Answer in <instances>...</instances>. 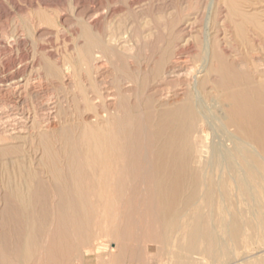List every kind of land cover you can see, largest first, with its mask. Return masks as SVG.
Segmentation results:
<instances>
[{"label": "rangeland", "instance_id": "374dc122", "mask_svg": "<svg viewBox=\"0 0 264 264\" xmlns=\"http://www.w3.org/2000/svg\"><path fill=\"white\" fill-rule=\"evenodd\" d=\"M255 16L256 18H254ZM238 34L240 35L241 39L239 38ZM100 41L104 43L102 44ZM218 42L221 44L224 42L222 45L230 53H233L231 54V56H233L231 58L239 59L240 56L241 59V57H244L249 63H251L253 60L252 66L254 64L256 65H254L253 68H259V72H257L264 76V72L262 73L261 71H264V64H262L264 63V0H0V125H3L2 127L5 128L4 130V128L0 126V195L2 196H0V199L3 200H0V232H4L6 236L9 237L7 242L11 243L12 241L10 237L13 235V233L15 231H22L24 226L22 223L24 222L21 221L22 218L16 217L19 203L13 199V194L16 192L20 197L25 196L27 198L29 191H36V201H38H32L31 204L28 202L26 203L27 205H30L29 207L35 213V220L37 219L35 221L36 226H38L37 228L41 234V244L39 243L37 249L34 250L36 253L32 254V256L36 259L31 256V258H22L21 260H16L20 259L22 255L16 251L15 253L11 252V254L7 255V253L1 249L0 264H6L7 262L18 264L15 261H21L20 264H32V261L35 262L34 264H48L50 259H52V261H50L49 264H55V261L56 264H189L190 262L194 264H264V224L262 225V223H257L259 225L243 224V230L241 232L242 237L240 236L235 243L231 244L229 241L225 243L224 246L226 251L228 249L227 253H229V255H226L218 262L209 259L206 254L203 253V249L206 247L204 245H207L206 242H199L197 245L198 249L192 252L181 250L183 244L187 243V239L180 240V238L183 236V234L180 233H183L186 230V226L190 222L189 219L191 218V214H193L195 211L208 212L210 209L206 203H203L205 202L204 196H200L204 195V188L200 190V194L197 196V206L192 207L193 209L183 208L181 210L183 216L180 211L181 218H179L177 227L174 228V231L171 234V238L169 239L170 242L169 240H161L158 234L162 233L164 229L162 228V230H160L161 227L159 228L158 224H155L154 226L151 223L152 214L147 215L148 213L150 214V212L152 213L147 205L149 202L148 200L153 198V192H151L150 189L145 190V188H147L146 186L149 188L152 181L151 179H147L146 183L143 185H140V180L137 181V179H140L139 174L146 164L145 157L147 155L148 148L145 142L152 139V135L149 130L151 129L150 131H152L153 129V125L156 121V113L162 110L164 107H176L178 104H181L184 101L186 96L184 87L187 86L186 78L188 75L192 77L193 75L197 74V76L199 75L200 77L204 74V72L198 73V69L202 65V56L205 55L206 48H208V52H210V49H213L212 45H214V48H216L219 44ZM100 43L102 44L101 48L99 46ZM209 46L212 48H209ZM104 49L106 50V53L109 52L110 54H106ZM109 49H111V51ZM92 52L99 53V55L103 57L99 63L97 61L96 53L93 54ZM166 53H168V55ZM85 55L90 57H86ZM92 55L93 57H91ZM89 58L92 59L90 60ZM180 58L182 60H180ZM261 58L262 60H260ZM88 59L90 62H88ZM167 60L170 65L168 64ZM171 63L176 65L174 66ZM91 66L92 69L94 68L93 70L91 69ZM100 67L103 69H100ZM169 68L172 69L170 70ZM179 69L181 70L179 71ZM96 73L99 74V76H96ZM174 73L179 74L176 75ZM262 75L261 77H258L262 79ZM118 76L121 77V81L118 80ZM182 81H184L183 84ZM119 83H121L120 86H118ZM101 84H103V86ZM111 86L113 88H111ZM114 86L117 87L115 88ZM121 86V89L118 88ZM208 86L211 87L210 84ZM95 87L97 91L93 89ZM105 87L111 89L108 90ZM115 89H117L116 91L119 93H117ZM122 89L123 91H121ZM120 91L125 93L121 94ZM113 92L115 93L113 94ZM120 94L122 96H120ZM119 100L120 102H117ZM166 100L170 102L169 105L166 103ZM172 101L174 102L172 103ZM100 102H103L104 105ZM119 104L121 105L119 106ZM128 104L131 106L133 105L131 109H134L133 111L135 112L130 109V105L128 106ZM122 105L125 106L122 107ZM44 107L48 113L45 111ZM50 110L52 111L50 112ZM97 110L100 112V114H98L99 112ZM107 111H110V113ZM140 112L142 113L141 117H139ZM147 112L149 113L146 114ZM152 112H155L154 115ZM101 113L103 114L102 116ZM116 113L118 114L115 115ZM35 115H38V117ZM98 115L102 118L103 116L105 117L104 119H100ZM114 115L116 117H114ZM46 116L47 118L45 120ZM91 116L92 118L90 119ZM117 116H121L120 118L122 122L119 120L120 118H117ZM150 117L151 121L149 120ZM114 118H117L116 120L118 121L113 124ZM1 119L3 120L1 121ZM19 119L21 120L19 121ZM92 119L93 123L91 122ZM127 119H129V121ZM11 120H13V123H10ZM16 120H18L20 123ZM47 120H54L55 122H53V124H56V126H52H55L56 129H58L56 130L55 127L52 126L49 127V121ZM97 120L100 122L98 123ZM126 120L129 124H127ZM39 121L42 122V124ZM139 121H142L143 124L142 122L139 123ZM108 122L111 124H108ZM149 122H152V125ZM119 123L124 124V126L127 124V126H125V139L123 140H125L128 150L129 148L130 150L127 151V148H121L120 151L121 154L123 153L122 155L117 152L119 153V156H122H120L121 160L123 159L122 161L120 160V157L116 155V153L110 156V158L112 157V160L109 161H113L112 163L115 166L113 164H109V156L106 155V158L104 157L103 161H105V165L107 164L106 166L109 167L104 174L98 172L96 173V179L98 178L97 180L100 181L97 182L95 178H92L94 176V172L91 169V165H89L91 164V159L87 160L88 157L84 155L79 157L81 158L80 160L77 157L78 155L75 154V149L77 150L78 154L81 147L78 146L75 148V146L71 145V143L68 141V137L72 136L74 139L80 140L82 137H84L86 131L89 132L94 127H96L98 130L102 129L107 132L110 127L109 125H111L110 128H114L116 124L118 125ZM34 124H36V127ZM107 124L109 127L105 126ZM146 124L149 125V127H146ZM10 126L12 127L10 128ZM22 126L25 129L28 127L27 131L24 130ZM130 126L133 127V130H136L133 131ZM136 127L141 128H138L140 131L138 130V132H135L137 131ZM19 128L21 130L23 129V131L17 132ZM10 129L13 130V132L10 131ZM49 130H51V133ZM142 130H145V133L139 134L140 132H144ZM132 131L137 134V137ZM128 132L131 133V135L133 133L134 137H131L130 134L129 137L127 134ZM146 133H148L149 136L146 135ZM130 139L133 141L131 142L133 144L130 143ZM133 139H135V141ZM137 139L142 140L139 142ZM207 141H210V136ZM137 145H140V147L138 146L137 148ZM136 149L138 150L136 151ZM145 152L146 154H144ZM133 154L134 156H132ZM114 155L115 157L113 158ZM131 159L134 162H132ZM84 160L88 162L86 163ZM128 163H131L132 167L129 165L128 167L126 165ZM60 164L63 165L61 166ZM193 164L195 163L193 162ZM63 166H65V168ZM111 167L113 170H111ZM55 168H58L60 172L62 171L59 176H57V174L55 175ZM117 168L120 169L118 170ZM131 169L133 170V173H136V169H139L137 171V173L139 172V176L136 175L137 173L135 174L138 177L136 180V177H132L130 180L131 176H129L130 174L128 175V173L132 171ZM83 170L86 171L84 172ZM86 172L87 174L89 173V175L85 176ZM111 172L113 173L112 179H110L112 174ZM65 173L68 174L66 175ZM133 173L131 172V175L135 176ZM123 174L126 178L123 176ZM121 175L123 176L122 181H120ZM60 177H62V179ZM84 177L86 179H83ZM115 177L117 179H114ZM124 179L126 182H124ZM85 181H89V184ZM130 181L131 183L129 184ZM39 182L40 185L38 186ZM50 182L51 184H55L51 185ZM95 182L97 183L98 187ZM120 182H123L124 185ZM110 183L112 186H110ZM126 183H128L127 186H125ZM117 184L119 186L122 184L123 186L121 185L119 187ZM95 186L99 188V193H97L98 189ZM137 186L139 188H136ZM233 188L234 185L231 183L229 186V193L227 194L226 198L230 200L232 198L231 196H233V198L235 197L234 199L237 203L232 198L234 202L232 200H228L227 202H232L233 204L227 203L229 207L223 208V206H220L222 204V196L217 193L216 198L218 204L215 208L216 213L220 209L218 213H220V215H226L225 217L229 218L230 215L228 214L236 212L235 210H239L242 212V214L246 211V218L249 216L253 217V212L250 208H248L249 206L247 203H245L250 197L247 194H243ZM94 189L95 191H93ZM118 189H120V192ZM122 189L127 190L123 192ZM113 190L115 192L117 191L116 194L113 192ZM53 193L56 194V196ZM148 193H151L152 195H149ZM260 194L261 193H258L257 197L261 202H263L264 195L261 194L260 196ZM114 195L115 197L118 195L119 198H114ZM244 195L246 196L244 197ZM97 196H99L100 199H98ZM120 196L122 198H120ZM131 196L134 197V200H132ZM140 196L143 197L144 203L141 202L142 198H140ZM66 197L67 199H65ZM85 197L87 199H85ZM148 197L150 198L148 199ZM135 198H137L138 202L135 200ZM88 200L89 202H87ZM45 201L46 205L44 204ZM131 201H134L133 204ZM124 203L126 204L124 205ZM239 206L243 207L241 208ZM146 207L150 211L148 209L145 210ZM77 209L78 211L81 210L80 212L82 213L80 214ZM259 209L260 211H258L257 214L264 215V208L263 210L262 208ZM37 211L40 214H38ZM91 211L93 213H91ZM142 211L144 212L145 216L142 215ZM74 212L76 215H74ZM117 212L118 216L116 215ZM128 213H130V215ZM2 215L4 218L1 217ZM124 216H126L127 220ZM146 216H150L148 218L153 227L150 225V223H148L149 225L146 223L149 222ZM243 216L245 215L243 214ZM145 218L146 220H144ZM67 219H69V221ZM84 219L87 221V223ZM89 219L91 222L88 221ZM107 219L110 223L107 221ZM182 219H186L185 223L182 221ZM139 220H142L143 222L140 221V223H138ZM73 222H76L74 223L76 230L72 228ZM81 222H84L83 225ZM114 223H117L115 227L113 226ZM137 223L141 227L138 226ZM141 223L144 224L142 225ZM179 224L182 225L180 226ZM210 224L216 223L210 222ZM42 225L44 226V229L41 227ZM87 226L91 229H88ZM219 226L220 224H216V227L218 228H216V231L218 233H222L223 227L220 226V228ZM255 226L258 228L257 230ZM56 227L58 229H56ZM138 227L141 229H138ZM148 227L150 229L154 228V236L152 235L153 232L151 233L153 230H150ZM5 228L7 229L4 230ZM60 229L63 230L61 231ZM84 229L86 231H84ZM124 229L126 233L122 231ZM142 229L145 231H142ZM146 229L148 230L146 231ZM248 229H251L252 232ZM108 230L109 232L107 233ZM110 230L111 232L115 231L116 236H112L113 234H111ZM63 231L64 233L67 232V234H63ZM177 231L179 234L174 235L175 232L178 233ZM246 231H249L250 233H247ZM60 232L62 234L61 236L59 235ZM73 232H77V234ZM81 232L83 235H81ZM45 234L46 237L44 236ZM128 234L132 236H127ZM247 234L249 235L247 236ZM53 235L54 237L52 239L54 243L52 244L51 237ZM155 235H157L156 238L158 241L155 240ZM48 237L49 240L46 242ZM260 237L262 239H260ZM55 238H57V241L59 239V244ZM119 238L120 240H118ZM76 239L78 243H76ZM82 240H84L86 243L81 244L83 242ZM159 240L161 241L159 242ZM60 241L64 243H61ZM73 241H75V243H73ZM79 241L81 243H79ZM87 242L89 243L88 245ZM45 243L47 244V249L43 251V244ZM69 244H73V246ZM236 244L238 245L237 250L235 248ZM57 247L60 249L57 250ZM63 248L65 249V252L62 251ZM233 248H235V250ZM1 251H3V253ZM67 251L70 253H67L69 257L66 255ZM177 252H180L179 256L176 255ZM8 253H10V251H8ZM39 253L40 255H38ZM53 253L57 254L54 255ZM62 253L67 256V259L66 256L64 258ZM44 256L48 259L44 260ZM49 256L51 257L49 258ZM115 258H117L116 261Z\"/></svg>", "mask_w": 264, "mask_h": 264}, {"label": "bare ground", "instance_id": "6f19581e", "mask_svg": "<svg viewBox=\"0 0 264 264\" xmlns=\"http://www.w3.org/2000/svg\"><path fill=\"white\" fill-rule=\"evenodd\" d=\"M132 5V4H131ZM231 8V7H230ZM240 11V10H239ZM238 11V12H239ZM242 11V10H241ZM244 11V10H243ZM80 13V12H79ZM104 13V12H103ZM226 14V13H225ZM251 15V14H250ZM98 16V15H97ZM226 16V15H225ZM242 16V15H241ZM241 18V17H240ZM256 18V16L254 17ZM110 19V18H109ZM257 20V19H256ZM260 20V19H258ZM250 21V20H249ZM243 22V21H242ZM253 22V20H252ZM263 22V21H262ZM256 23V22H255ZM244 24V23H243ZM186 26V25H185ZM239 27V26H238ZM181 29V28H180ZM257 29V28H256ZM238 30V29H237ZM244 30V28H243ZM240 33V32H239ZM237 34V33H236ZM239 35V34H238ZM244 36V35H243ZM254 37V36H253ZM256 37V36H255ZM118 38V37H117ZM220 38V37H219ZM239 38L241 39L240 35ZM121 39V38H120ZM123 40V39H121ZM221 40V39H219ZM224 40V39H223ZM246 40V39H245ZM110 41V40H109ZM108 41V42H109ZM101 42V41H100ZM237 42V41H236ZM246 42V41H245ZM102 44L104 42H101ZM100 43V48H101V44ZM120 43V42H119ZM219 43V42H218ZM224 43V42H223ZM222 43V44H223ZM258 43V42H257ZM2 44V42H1ZM108 44V43H107ZM123 44V43H121ZM221 43L218 44V46L216 48L210 49V52H208V48H206V53L205 55H201L203 57L202 61V65L200 66V68L198 69V73H203V75H201L199 77V75L197 76V74L193 75L192 77L188 75L187 79V86L184 87V90L186 92V96L184 101L181 104H178V106L176 107H168V108H163L162 110L158 111L156 113V121L153 125V129L152 131L149 130V132L152 135V139L150 141H146V145H147V155L145 157L146 160V164L143 167V169L141 170L140 167L139 169L141 170L140 172V176L138 175L137 171L139 169H136V173H133V170L131 171L133 173V175H138L140 179H137L138 177L132 176L131 172L128 173L130 177V180L132 177H136L135 180L137 179L140 180V185H143L146 183L147 179H151V183L150 186L148 188V186H146L147 188H145V190L150 189L151 192H153V198L148 197V199L150 198V200H148V207L149 209L152 211V213L150 212V214L148 213L147 215H151L152 216V221L151 223L155 226V224L159 225L160 230H162V228L164 229L162 233L158 234V236L161 238V240L163 241H167L171 238V234L174 231V228L177 227V223L179 218H181V213H182V209L183 208H192L198 205L197 201V196L200 194V190L202 188H204L203 194L204 195H200V196H204V204L206 203L208 207H210L208 212H201V211H195L193 214H191V218L189 219L190 222L188 223V225L186 226V230L183 233V236L180 238L181 239H187V243L183 244V246L181 247L182 251H194L198 249V243L199 242H206L207 245H204L206 247H204L203 249V253L206 254V256L215 261L218 262L220 260H222L223 257H225L226 255H229V253H227L226 249H225V243L226 242H231L235 243L237 241V239L241 236V232L243 230L242 226L243 224L246 225H252V224H264V215H259L257 214L258 211H260L259 208H264V201L261 202L258 197L257 194L261 193L264 195V76L262 75V79H260L258 76L261 77L260 73H258V69L256 67L253 68L252 66V62L249 63L247 62V60H245L244 57L239 56V59L236 58H231L233 56H231V54ZM237 44V43H236ZM242 44V43H239ZM245 44V43H244ZM227 45V44H226ZM98 46V47H99ZM123 46V45H122ZM211 46V44H210ZM209 48H212L210 47ZM244 46V45H243ZM104 48V46H103ZM106 49V48H105ZM104 49V50H105ZM247 49V48H246ZM111 51V49H109ZM92 51V50H91ZM102 51V50H101ZM243 51V49H242ZM246 51V50H245ZM248 51V49H247ZM246 51V52H247ZM106 53V50L104 51ZM167 52V51H165ZM169 52V50H168ZM205 52V51H204ZM90 53V52H89ZM93 53V52H92ZM96 53V52H94ZM93 53V54H94ZM108 54H110L109 52H107ZM106 53V54H107ZM242 53V52H241ZM248 53V52H247ZM98 54V56H97ZM102 54V53H101ZM168 55V53H166ZM245 54V53H244ZM198 55V54H197ZM196 55V56H197ZM79 56V55H78ZM86 56V55H85ZM103 56V54H102ZM105 56V55H104ZM250 56V55H249ZM252 56V54H251ZM250 56V57H251ZM86 57H90V56H86ZM93 57V55L91 56ZM96 57H97V61L99 63V61L102 60L103 57H101V55H99V53H96ZM95 57V58H96ZM167 57V56H165ZM198 57V56H197ZM248 57V55H247ZM106 58V57H105ZM104 58V59H105ZM54 59V58H53ZM90 59V58H89ZM88 59V60H89ZM92 59V58H91ZM90 59V60H91ZM198 59V58H197ZM252 59V58H251ZM259 59V58H258ZM90 60L88 62H90ZM166 60V59H165ZM164 60V61H165ZM180 60H182L180 58ZM250 60V58H249ZM262 60V58L260 59ZM86 61V59H85ZM96 61V62H97ZM107 61V60H106ZM109 61V60H108ZM171 61V60H170ZM185 61V59H184ZM259 61V60H258ZM161 62V61H160ZM168 62V60H167ZM174 62V61H173ZM186 62V61H185ZM260 62V61H259ZM94 63V62H93ZM97 63V64H98ZM164 63V62H162ZM183 63V62H182ZM255 63V62H254ZM262 63V62H261ZM165 64V63H164ZM169 64V62H168ZM172 64V63H171ZM258 64V63H257ZM264 64V63H262ZM260 64V65H262ZM170 65V64H169ZM174 65V63L172 64ZM176 65V64H175ZM174 65V66H175ZM49 66V65H48ZM53 66V65H52ZM95 66V64H94ZM156 66V65H155ZM167 66V65H166ZM256 66V65H255ZM96 67V66H95ZM119 67V66H117ZM159 67V66H158ZM157 67V68H158ZM184 67V66H183ZM154 68V67H153ZM164 68V67H163ZM175 68V67H174ZM181 68V67H179ZM52 69V68H51ZM92 69V66H91ZM94 69V68H93ZM92 69V70H93ZM100 69H103L100 67ZM170 70L172 68H169ZM184 69V68H183ZM264 69V68H263ZM99 70V69H98ZM181 69H179L180 71ZM193 70V69H191ZM261 70V69H260ZM155 71V70H154ZM165 71V70H164ZM168 71V70H167ZM258 71V72H257ZM262 73L264 72L263 70H261ZM16 72V71H15ZM94 72V71H93ZM102 72V71H100ZM124 72V71H123ZM152 72V71H151ZM99 73V72H98ZM155 73V72H154ZM153 73V74H154ZM181 73V72H179ZM177 73V74H179ZM97 74V73H96ZM102 74V73H101ZM159 74V73H158ZM176 74V73H174ZM173 74V75H174ZM176 74V75H177ZM264 74V73H263ZM106 75V74H105ZM116 75V74H115ZM167 75V74H166ZM169 75V74H168ZM96 76H99V74H97ZM120 76V75H119ZM118 76V77H119ZM124 76V75H121ZM183 76V75H182ZM117 77V76H116ZM68 78V77H67ZM121 77H119V81ZM162 78V77H161ZM179 78V77H177ZM117 80V81H118ZM106 81V80H104ZM96 82V81H95ZM102 82V81H101ZM116 82V80H115ZM123 82V81H122ZM184 81H182L183 84ZM105 84V83H104ZM118 84V83H117ZM121 83H119L118 86H120ZM211 85V87H209L208 85ZM43 85V84H42ZM103 86V84H101ZM114 85V84H113ZM116 85V84H115ZM186 85V84H185ZM115 87V86H114ZM117 87V86H116ZM115 87V88H116ZM50 88V87H49ZM106 88V87H105ZM110 88V87H109ZM111 88H113L111 86ZM110 88V89H111ZM118 88H122L118 87ZM96 90V87L93 88ZM99 89V88H98ZM104 89V88H103ZM102 89V90H103ZM108 89V88H106ZM108 89V90H110ZM100 90V89H99ZM105 90V89H104ZM107 90V91H108ZM117 89H115L116 91ZM97 91V90H96ZM123 91V89L121 90ZM120 91L121 94H124ZM182 91V90H181ZM117 92V91H116ZM179 92V91H178ZM4 93V92H3ZM97 93V92H96ZM100 93V92H99ZM108 93V92H107ZM115 92H113L114 94ZM119 93V92H117ZM183 93V92H181ZM112 94V93H111ZM120 94V96H122ZM180 94V93H178ZM106 95V94H105ZM103 95V96H105ZM108 95V94H107ZM116 95V94H115ZM97 96V95H96ZM94 96V97H96ZM99 96V94H98ZM125 96V95H124ZM123 96V97H124ZM167 96V95H166ZM20 97V96H19ZM53 97V96H52ZM55 97V96H54ZM93 97V96H92ZM119 97V96H118ZM171 97V96H170ZM99 98V97H98ZM111 98V97H110ZM168 98V97H167ZM57 99V98H54ZM59 99V98H58ZM90 99V98H89ZM121 99V97H120ZM174 99V98H173ZM181 99V98H180ZM53 100V99H52ZM100 100V99H98ZM104 100V99H103ZM110 100V99H109ZM50 101V99H49ZM48 101V102H49ZM59 101V100H58ZM101 101V100H100ZM111 101V100H110ZM127 101V100H126ZM180 101V100H179ZM52 102V101H51ZM108 102V101H107ZM117 102H120L117 101ZM123 102V100H122ZM125 102V101H124ZM163 102V101H162ZM174 101H172L173 103ZM46 103V102H45ZM101 103V102H100ZM110 103V102H109ZM165 103V102H164ZM166 103H168L169 105V101L166 100ZM47 104V103H46ZM51 104V103H50ZM103 104V102L101 103ZM112 104V103H111ZM123 104V103H122ZM134 104V103H133ZM54 105V104H52ZM104 105V104H103ZM102 105V106H103ZM106 105V104H105ZM110 105V104H109ZM107 105V106H109ZM121 104H119L120 106ZM130 104H128L129 106ZM139 105V104H138ZM161 105V103H160ZM49 106V105H48ZM56 106V105H55ZM125 106V105H124ZM122 105V107H124ZM133 106V105H132ZM130 105V109L132 107ZM140 106V105H139ZM165 106V104H164ZM95 107V106H94ZM118 107V106H117ZM4 108V107H3ZM45 108V107H44ZM50 108V107H49ZM55 108V107H54ZM60 108V107H59ZM102 108V107H100ZM116 108V107H115ZM56 109V108H55ZM54 109V110H55ZM123 109V108H122ZM61 110V109H59ZM100 110V109H98ZM97 110V111H98ZM109 110V107H108ZM125 110V109H124ZM123 110V111H124ZM132 111L134 109H131ZM46 111V108H45ZM44 111V112H45ZM52 110H50L51 112ZM62 111V110H61ZM60 111V112H61ZM111 111V108H110ZM110 111L108 113H110ZM118 111V110H117ZM129 111V110H128ZM47 112V111H46ZM49 112V113H50ZM56 112V111H55ZM99 112V111H98ZM122 112V111H121ZM120 112V113H121ZM125 112V111H124ZM127 112V111H126ZM131 112V111H130ZM135 112V111H133ZM146 112V111H145ZM6 113V112H5ZM48 113V112H47ZM58 113V112H57ZM96 113V112H95ZM107 113V114H108ZM119 113V114H120ZM149 112H147L146 114H148ZM153 113V112H152ZM155 113V112H154ZM153 113V115H154ZM31 114V113H30ZM42 114V113H41ZM51 114V113H50ZM100 114V112L98 113ZM112 114V113H111ZM110 114V115H111ZM118 113H116L115 115H117ZM123 114V113H122ZM121 114V116H122ZM133 114V113H132ZM142 113L140 112V116ZM151 114V113H150ZM16 115V114H15ZM40 115V114H39ZM44 115V114H43ZM49 115V114H48ZM56 115V114H55ZM54 115V116H55ZM96 115V114H95ZM103 114L101 113V116ZM105 115V114H104ZM108 115V116H110ZM114 115V117H116ZM124 115V114H123ZM126 115V114H125ZM23 116V115H22ZM38 117V115H35ZM34 116V117H35ZM41 116V115H40ZM59 116V115H58ZM61 116V113H60ZM99 116V115H98ZM121 116H117V118H120ZM146 116V115H145ZM148 116V115H147ZM33 117V118H34ZM50 117V116H48ZM97 117V116H95ZM100 117V116H99ZM105 116L100 117V119H104ZM20 118V117H19ZM41 118V117H39ZM44 118V116H43ZM47 116L45 117L46 120ZM83 118V117H82ZM85 118V116H84ZM83 118V119H84ZM89 118V117H88ZM92 118V116L90 117V119ZM107 118V116H106ZM116 118V119H117ZM127 118V117H126ZM129 118V117H128ZM132 118V116H131ZM130 118V119H131ZM4 119V118H3ZM1 119V121L3 120ZM15 119V118H13ZM29 119V118H28ZM98 119V118H97ZM111 119V118H110ZM114 118V123H116L118 120H116ZM123 119V118H122ZM21 119H19L20 121ZM26 120V119H25ZM56 120V118H55ZM96 120V119H95ZM106 120V119H105ZM108 120V119H107ZM113 120V119H111ZM121 120V118L119 119ZM129 121V119H127ZM126 120V122H127ZM139 120V119H138ZM145 120L147 121V119L145 118ZM149 120L151 121V117L149 118ZM153 120V119H152ZM18 121V120H16ZM18 121V122H19ZM37 121V120H36ZM43 121V120H42ZM49 121V120H47ZM57 121V120H56ZM59 121V120H58ZM93 121V119L91 120V122ZM124 121V120H123ZM132 121V120H131ZM38 122V121H37ZM40 122V121H39ZM45 122V121H44ZM43 122V123H44ZM53 122H55L54 120H50L48 122V126H52L56 124H53ZM84 122V121H83ZM95 122V121H94ZM98 122V120H97ZM100 122V121H99ZM98 122V123H99ZM112 122V121H111ZM120 122V121H119ZM122 122V120H121ZM142 122V121H141ZM139 121V123H141ZM145 122V121H144ZM7 123V122H6ZM10 123H13V120H11ZM17 123V122H16ZM20 123V122H19ZM42 124V122H40ZM47 123V122H46ZM72 123V122H71ZM93 123V122H92ZM103 123V122H102ZM100 123V124H102ZM136 123V122H135ZM147 123V122H146ZM152 125V122H149ZM148 123V124H149ZM22 124V123H21ZM26 124V123H25ZM45 124V123H44ZM69 124V123H68ZM74 124V123H73ZM82 124V121H81ZM108 124H111L108 122ZM105 125V126H108ZM127 124H129L127 122ZM127 124L125 126H127ZM138 124V123H137ZM143 124V122H142ZM11 125V124H10ZM28 125V124H27ZM31 125V124H30ZM36 127V124H34ZM58 125V124H57ZM78 125V124H77ZM136 125V124H135ZM147 125V124H146ZM1 126V125H0ZM3 126V125H2ZM1 126V127H2ZM9 126V125H8ZM21 126V125H20ZM24 126V125H23ZM22 126V127H23ZM46 126V125H45ZM52 126V127H55ZM70 126V124H69ZM79 126L81 127V125L79 124ZM111 127V125H109ZM108 126V127H109ZM115 126V125H114ZM124 126V124L119 123L118 125L116 124V126L114 128H110L106 131L100 129L98 130L96 127L92 128L91 131H86V133L84 134V137H82V139L78 140V139H74L72 136L68 137V141L71 143V145L78 147L80 146L81 149L79 150L78 154H77V150L76 151V155H78L77 157H81V156H87V160L91 159V169L94 172V176L92 178L96 179V173H106V171L108 170V167L105 165V161H103L104 157L106 158V155L109 156L108 158V162H110L109 164H113L111 161L112 160L110 158L111 155L115 154L118 155L119 153L121 154L120 149H126L128 150V146L127 144H125V134H126V127ZM138 126V125H137ZM12 126H10L11 128ZM26 127V126H25ZM58 127V126H57ZM101 127V126H99ZM113 127V126H112ZM146 127H149V125H147ZM4 128V127H2ZM7 128V127H6ZM17 128V127H16ZM15 128V129H16ZM24 128V127H23ZM28 128V127H27ZM27 128L24 130L27 131ZM32 128V127H31ZM72 128V127H71ZM130 128L132 129L133 127L130 126ZM137 128V127H136ZM139 128V127H138ZM137 128L138 132L139 128ZM20 129V128H19ZM17 130V132L19 131H23V129L21 130ZM42 129V128H41ZM45 129V128H43ZM47 129V128H46ZM51 129V128H49ZM56 129V127H55ZM58 129V128H57ZM56 129V130H57ZM68 129V128H67ZM73 129V128H72ZM129 129V128H127ZM148 129V128H147ZM3 130V129H2ZM5 130V128H4ZM33 130V128H32ZM37 130V129H36ZM40 130V129H39ZM48 130V129H47ZM52 130V129H51ZM51 130L50 133H51ZM66 130V129H65ZM89 130V129H88ZM133 130V129H132ZM136 130V129H134ZM133 130V131H134ZM10 131L13 132V130L10 129ZM34 131V130H33ZM43 131V130H41ZM46 131V130H44ZM80 131V130H79ZM128 131V130H127ZM132 131V132H133ZM140 131V130H139ZM144 132H140L139 134L145 133V130H142ZM16 132V133H17ZM39 132V131H38ZM85 132V131H84ZM148 132V131H147ZM22 133V132H21ZM56 133V131H55ZM68 133V132H67ZM134 133V132H133ZM133 133L131 135V133H127L128 136L129 134L131 135V137L133 136ZM205 133V134H202ZM36 134V133H35ZM53 134V133H52ZM135 134V133H134ZM138 134V136H139ZM78 135V133H77ZM76 135V136H77ZM137 137V134H135ZM146 135H148V133H146ZM22 136V135H21ZM38 136V135H37ZM54 136V135H53ZM63 136V135H62ZM61 136V137H62ZM66 136V135H65ZM64 136V137H65ZM127 136V135H126ZM127 136V137H128ZM141 136V135H140ZM145 136V135H144ZM149 136V135H148ZM210 136V141H207V139H209ZM4 137V136H3ZM57 137V136H56ZM126 137V138H127ZM130 137V136H129ZM128 137V138H129ZM134 137V136H133ZM147 137V136H146ZM140 138V137H139ZM145 138V137H144ZM66 139V137H65ZM64 139V141H65ZM143 139V138H142ZM141 139V140H142ZM8 140V139H7ZM59 140V139H58ZM127 140V139H126ZM135 141V139H133ZM138 140V139H137ZM141 140L139 139L138 141L141 142ZM129 141V140H127ZM7 142V141H6ZM40 142V141H39ZM46 142V141H45ZM56 142V141H55ZM133 142L130 139V143ZM66 143V142H65ZM52 144V143H51ZM133 144V143H131ZM139 144V143H138ZM48 145V144H47ZM2 146V145H1ZM5 146V145H4ZM61 146V145H60ZM127 146V147H126ZM131 146V145H130ZM140 147V145H137ZM55 147V146H54ZM53 147V148H54ZM133 147V146H131ZM144 149V148H143ZM55 150V149H54ZM64 150V149H63ZM132 150V148H131ZM138 149H136L137 151ZM7 151V150H5ZM61 151V150H60ZM126 151V152H127ZM135 151V152H136ZM145 151V150H144ZM63 152V151H62ZM119 152V153H117ZM140 152V151H138ZM142 152V151H141ZM58 153V152H57ZM130 153L132 154V152L130 151ZM137 153V152H136ZM135 153V154H136ZM143 153V152H142ZM123 154V153H122ZM121 154V155H122ZM127 154V153H126ZM146 154V152L144 153ZM142 154V155H144ZM120 155V156H121ZM119 156V155H118ZM117 156V157H118ZM119 156V157H120ZM128 156V154H127ZM130 156V155H129ZM134 156V154L132 155ZM45 157V156H44ZM115 157V155L113 156V158ZM122 157V156H121ZM120 157V160H121ZM142 157V156H141ZM47 158V157H46ZM55 158V157H54ZM61 158V156H60ZM129 158V157H128ZM134 158V157H133ZM132 158V159H133ZM76 159V158H75ZM81 160V158H79ZM85 159V158H84ZM116 159V158H115ZM131 159L132 162H134ZM143 159V158H142ZM46 160V159H45ZM77 160V159H76ZM118 160V158H117ZM123 160V159H122ZM121 160V161H122ZM135 160V159H134ZM63 161V160H62ZM73 161V159H72ZM116 161V160H115ZM128 161V160H127ZM124 161V162H127ZM70 162V161H69ZM84 162H86V160H84ZM88 162V161H87ZM86 162V163H87ZM118 162V161H117ZM123 162V163H124ZM193 162L195 164H193ZM90 163V162H89ZM143 163V161H142ZM141 163V164H142ZM23 164V163H22ZM81 164V163H80ZM83 164V163H82ZM136 164V163H135ZM61 165V164H60ZM63 165V164H62ZM61 165V166H62ZM85 165V163H84ZM114 165V164H113ZM118 165V164H117ZM120 165V164H119ZM127 166L129 165L130 167H132L131 163L126 164ZM138 165V164H137ZM25 166V165H24ZM115 166V165H114ZM126 166V167H127ZM128 166V167H129ZM65 168V166H63ZM84 167V166H83ZM88 167V166H87ZM122 167V165H121ZM135 167V166H134ZM10 168V167H9ZM62 168V167H61ZM79 168V167H78ZM89 168V167H88ZM112 168V167H111ZM115 168V167H114ZM75 169V168H74ZM118 170L120 168H117ZM126 169V168H125ZM31 170V169H30ZM34 170V169H33ZM32 170V171H33ZM52 170V169H51ZM64 170V169H63ZM113 170V168L111 169ZM115 170V169H114ZM22 171V170H21ZM26 171V170H25ZM29 171V169H28ZM36 171V170H35ZM55 175L57 174V176L60 175V173H62V171L60 172V170L58 168H55ZM78 171V170H77ZM84 171V170H83ZM86 171V170H85ZM84 171V172H85ZM127 171V170H126ZM74 172V170H73ZM80 172V170H79ZM82 172V171H81ZM91 172V171H88ZM114 172V171H113ZM11 173V172H10ZM27 173V172H26ZM110 173V172H109ZM112 173V172H111ZM116 173V171H115ZM122 173V172H121ZM126 173V172H125ZM29 174V173H28ZM66 174V173H65ZM68 174V173H67ZM66 174V175H67ZM78 174V173H77ZM76 174V175H77ZM80 174V173H79ZM87 175H89V173L87 174V172L85 173ZM54 175V176H55ZM82 175V174H81ZM100 175V174H99ZM98 175V176H99ZM112 175L111 174V178L112 179ZM18 176V175H17ZM35 176V175H34ZM104 176V175H103ZM124 176V174H123ZM123 176L121 175V180ZM66 177V176H65ZM91 177V176H90ZM125 177V176H124ZM53 178V177H52ZM62 179V177H60ZM69 178V177H68ZM89 178V177H88ZM126 178V177H125ZM129 178V177H128ZM21 179V178H20ZM81 179V178H80ZM83 179H86L85 177ZM98 179V178H97ZM96 179V180H97ZM109 179V180H110ZM114 179H117L116 177ZM39 180V179H38ZM54 180V179H53ZM69 180V179H68ZM77 180V179H76ZM82 180V179H81ZM88 180V179H87ZM91 180V178H90ZM95 180V181H96ZM108 180V181H109ZM129 180V179H127ZM134 180V179H133ZM31 181V179H30ZM48 181V180H47ZM57 181V180H56ZM79 181V180H78ZM94 181V180H93ZM14 182V181H13ZM23 182V181H22ZM32 182V181H31ZM34 182V181H33ZM55 182V181H54ZM87 182V181H85ZM89 182V181H88ZM87 182V183H88ZM97 182H100L99 180H97ZM102 182V181H101ZM115 182V181H114ZM124 182L125 179H124ZM136 182V181H135ZM56 183V182H55ZM55 183L50 184L54 185ZM58 183V182H57ZM61 183V182H60ZM66 183V182H64ZM63 183V184H64ZM70 183V181H69ZM79 183V182H78ZM92 183V181H91ZM112 183V182H111ZM110 183V186H112ZM116 183V182H115ZM114 183V184H115ZM123 183V182H120ZM131 183V181L129 182V184ZM231 183L234 185L233 189H236L238 191H240L243 194H247L250 198L245 202L247 203V205L249 206L248 208L251 209V211L253 212V217L249 216L248 218H246V211L245 213L243 212V214L245 216H243L242 212L239 210H235L236 212H232L228 215H230L229 218H226V215H220V213H218L219 211L216 213V206H217V198L216 195L217 193L220 194L221 197V201L222 204L220 206H223V208H228L229 205L227 202L229 199L226 198L227 194L229 193V186L231 185ZM89 184V183H88ZM95 184L97 185V183L95 182ZM103 184V183H102ZM12 185V184H11ZM40 185V182L38 184V186ZM60 185V184H58ZM57 185V186H58ZM122 184H120L121 186ZM124 185V183H123ZM122 185V186H123ZM128 183H126L125 186H127ZM139 185V186H140ZM148 185V182H147ZM21 186V185H20ZM90 186V185H89ZM115 186V185H114ZM117 186H119L117 184ZM119 186V187H120ZM124 186V187H125ZM31 187V186H30ZM64 187V186H63ZM86 187V186H84ZM92 187V186H91ZM90 187V188H91ZM96 187V186H95ZM98 187V185H97ZM96 187V188H97ZM118 187V188H119ZM141 187V186H140ZM42 188V187H41ZM58 188V187H57ZM81 188V187H80ZM110 188V187H109ZM112 188V187H111ZM116 188V187H114ZM130 188V187H129ZM136 188H139L138 186ZM143 188V187H142ZM232 188V187H231ZM98 191L97 193H99V188H97ZM108 189V187H107ZM124 189V188H123ZM122 191H126L123 190ZM27 190V189H26ZM52 190V189H51ZM54 190V189H53ZM68 190V189H67ZM120 189H118L119 191ZM39 191V190H38ZM60 191V190H58ZM95 191V189L93 190ZM106 191V189H105ZM131 191V190H130ZM84 192V191H83ZM89 192V190H88ZM112 192V190H111ZM110 192V194H111ZM113 192H115L113 190ZM117 192V191H116ZM115 192V194H116ZM120 192V191H119ZM235 192V191H233ZM5 193V192H4ZM56 193V192H54ZM53 193V194H54ZM65 193V192H63ZM85 193V192H84ZM134 193V192H133ZM1 194V193H0ZM13 194V193H12ZM45 194V193H44ZM87 194V193H86ZM114 194V193H113ZM120 194V193H118ZM126 194V193H123ZM149 194V193H148ZM147 194V195H148ZM260 194V196H261ZM56 196V194H54ZM68 195V194H67ZM85 195V194H84ZM83 195V198H84ZM89 195V194H88ZM94 195V194H93ZM99 195V194H98ZM128 195H129V191H128ZM137 195V194H136ZM149 195H152L151 193ZM238 195V194H237ZM1 196V195H0ZM39 196V195H38ZM92 196V195H91ZM95 196V195H94ZM127 196V195H126ZM138 196V195H137ZM142 196V195H141ZM143 200V197H141ZM229 196V195H228ZM235 196V195H234ZM246 195H244L245 197ZM259 196V197H260ZM2 197V196H1ZM70 197V196H69ZM78 197V196H77ZM76 197V198H77ZM98 199L99 196H97ZM108 197V196H107ZM117 198L118 195L116 196ZM114 195V198H116ZM123 197V195H122ZM120 196V198H122ZM129 197V196H128ZM132 197V196H131ZM146 197V195H145ZM144 197V198H145ZM152 197V196H151ZM233 198V196H231ZM37 198V193L36 191H29L27 198L25 196L20 197L16 192H14L13 194V199L19 203L18 204V209H17V213H16V217L17 218H22L21 221H23L24 223H22L23 229L22 231H15L13 233V235L10 237L11 238V243H8V236H6V234L4 232H0V250L3 249L5 251V253H7V255L11 254V252H18L20 255H22V257L20 259H16V260H21L22 258H31L34 250L37 249L39 243H40V232L38 230V226H36V220H35V213L31 210V208L29 207L30 205H27L26 202H28L29 204L32 203V201H36ZM64 198V197H63ZM134 197H132V200ZM138 198V197H137ZM137 198H135V200L137 201ZM139 198V199H140ZM219 198V196H218ZM230 198V197H229ZM232 198L230 200H232ZM235 198V197H234ZM233 198V199H234ZM248 198V197H246ZM261 198V197H260ZM4 199V198H3ZM10 199V198H9ZM48 199V198H47ZM62 199V197H61ZM67 199V197L65 198ZM70 199V198H69ZM85 199H87L85 197ZM106 199V198H105ZM243 199V198H242ZM262 199V198H261ZM1 200V199H0ZM71 200V199H70ZM116 200V199H115ZM130 200V199H129ZM141 202L144 203V200ZM147 200V197H146ZM203 200V199H202ZM229 200V201H230ZM235 200V199H234ZM3 201V200H1ZM38 201V200H37ZM36 201V202H37ZM56 201V200H55ZM58 201V200H57ZM64 201V200H63ZM67 201V200H66ZM200 201V199H199ZM233 201V200H232ZM239 201V200H238ZM89 202V200L87 201ZM127 202V201H125ZM132 202V201H131ZM134 202V201H133ZM132 202V204H133ZM138 202V201H137ZM140 202V201H139ZM219 202V201H218ZM234 202V201H233ZM236 202V200H235ZM39 203V202H38ZM46 203V201L44 202V204ZM61 203V202H60ZM70 203V202H69ZM113 203V201H112ZM136 203V202H135ZM221 203V202H220ZM232 203V202H230ZM229 203V204H230ZM237 203V202H236ZM244 203V204H245ZM42 204V205H44ZM80 204V202H79ZM94 204V201H93ZM111 204V203H110ZM118 204V203H117ZM116 204V206H117ZM123 204V203H122ZM126 203H124L125 205ZM233 204V203H232ZM46 205V204H45ZM203 205V204H202ZM237 205V204H236ZM246 205V204H245ZM55 206V205H53ZM89 206V205H88ZM93 206V205H92ZM91 206V207H92ZM115 206V205H114ZM119 206V205H118ZM139 206V204H138ZM9 207V206H8ZM137 207V206H136ZM202 207V206H201ZM219 207V205H218ZM239 207H243V206H239ZM35 208V207H34ZM55 208V207H54ZM53 208V209H54ZM94 208H95V204H94ZM112 208V207H111ZM116 208V207H115ZM199 208V207H198ZM232 208V207H231ZM240 208V209H241ZM247 208V207H246ZM247 208V209H248ZM47 209V206H46ZM45 209V210H46ZM56 209V208H55ZM54 209V211H55ZM58 209V208H57ZM80 209V208H79ZM85 209V207H84ZM148 208L146 207L145 210H147ZM148 209V210H149ZM193 209V208H192ZM222 209V208H221ZM149 210V211H150ZM185 210V209H184ZM202 210V208H201ZM36 211V210H35ZM43 211V210H42ZM61 211V210H60ZM75 211V210H73ZM78 211V209H77ZM81 211V210H80ZM78 211V212H80ZM118 211V210H117ZM144 211V210H143ZM142 211V212H143ZM181 211V213H180ZM187 211V210H186ZM185 211V213H186ZM228 211V210H227ZM244 211V210H243ZM6 212V210H5ZM44 212V211H43ZM65 212V211H64ZM119 212V211H118ZM118 212H117V216H118ZM145 212V211H144ZM144 212L142 213V215H144ZM248 212V211H247ZM250 212V211H249ZM264 212V210H263ZM38 213V211H37ZM56 213V212H55ZM54 213V214H55ZM69 213V212H68ZM67 213V215H68ZM72 213V212H71ZM82 212H80L81 214ZM84 213V212H83ZM91 213H93L91 211ZM109 213V212H108ZM3 214V213H2ZM6 214V213H5ZM40 214V213H38ZM42 214V213H41ZM44 214V213H43ZM78 214V213H77ZM79 214V215H80ZM95 214V213H94ZM125 214V213H124ZM130 215V213H128ZM141 214V213H140ZM249 214V213H248ZM251 214V215H252ZM261 214V212H260ZM49 215V213H48ZM74 215H76V213L74 212ZM89 215V214H88ZM91 215V214H90ZM93 215V214H92ZM128 215V217H129ZM141 215V216H142ZM187 215V214H186ZM185 215V216H186ZM11 216V215H10ZM73 216V215H72ZM71 216V217H72ZM78 216V215H77ZM85 216V215H84ZM145 216V215H144ZM183 216V213H182ZM3 217V215L1 216ZM37 217V215H36ZM39 217V216H38ZM70 217V218H71ZM75 217V216H74ZM86 217V216H85ZM84 217V218H85ZM91 217V216H89ZM126 218V216H124ZM147 217V216H146ZM150 217V216H148ZM147 217V218H148ZM4 218V217H3ZM12 218V217H11ZM56 218V217H55ZM69 218V216H68ZM88 218V217H87ZM119 218V217H118ZM139 218V217H138ZM144 218V217H143ZM142 218V219H143ZM9 219V218H8ZM74 219V218H73ZM82 219V218H81ZM93 219V218H91ZM133 219V218H132ZM184 219V218H183ZM185 223V220H183ZM5 220V219H4ZM20 220V219H19ZM59 220V219H58ZM69 221V219H67ZM66 220V221H67ZM71 220V219H70ZM76 220V218H75ZM79 220V217H78ZM85 220V219H84ZM116 220V218H115ZM127 220V218H126ZM146 220V218L144 219ZM149 222H146L147 224L150 223L149 218L147 219ZM65 221V220H64ZM74 221V220H73ZM82 221V220H81ZM86 221V220H85ZM90 221V219L88 220ZM93 221V220H92ZM107 221L109 222V220L107 219ZM138 221V220H137ZM143 222L142 220H139L138 223ZM6 222V221H5ZM19 222V221H18ZM59 222V221H58ZM77 222V221H76ZM73 222V226L72 228H74L76 230V226ZM91 222V221H90ZM117 222V221H116ZM144 222V223H145ZM210 222L212 223H216V224H220L221 227H223L222 229V233H218L216 231V224H210ZM46 223V222H45ZM71 223V222H70ZM84 223V222H83ZM83 223L81 222V224L83 225ZM87 223V221H86ZM110 223V222H109ZM137 223V224H138ZM144 223H141L142 225ZM150 223V225H152ZM11 224V223H10ZM47 224V223H46ZM62 224V223H60ZM59 224V225H60ZM71 224V225H72ZM78 224V223H77ZM113 224V223H112ZM117 223H114V227L116 226ZM120 224V223H119ZM126 224V223H125ZM146 224V225H147ZM257 224V225H259ZM3 225V224H2ZM1 225V226H2ZM13 225V224H12ZM16 225V224H14ZM87 225V224H86ZM85 225V226H86ZM90 225V224H88ZM145 225V226H146ZM149 225V224H148ZM152 225V227H153ZM180 225V224H179ZM182 225V224H181ZM180 225V226H181ZM6 226V225H5ZM56 226V225H55ZM68 226V225H67ZM70 226V225H69ZM109 226V225H108ZM138 226H140L138 224ZM144 226V227H145ZM219 226V227H220ZM254 226V225H253ZM252 226V227H253ZM264 226V225H263ZM3 227V226H2ZM44 229V226H41ZM88 227V226H87ZM92 227V226H91ZM113 227V228H114ZM120 227V226H119ZM118 227V228H119ZM122 227V225H121ZM141 227V226H140ZM138 227V229L140 228ZM220 227V228H221ZM246 227V226H245ZM248 227V226H247ZM258 227V226H257ZM261 227V226H260ZM12 228V227H11ZM19 228V227H18ZM53 228V227H52ZM55 228V227H54ZM71 228V227H70ZM69 228V229H70ZM85 228V227H84ZM90 227H88L89 229ZM110 228V227H109ZM149 228V227H148ZM256 228V226H255ZM7 228H5L4 230H6ZM56 229H58L56 227ZM83 229V228H82ZM81 229V230H82ZM87 229V228H86ZM87 229V230H88ZM91 229V228H90ZM116 229V228H114ZM113 229V230H114ZM141 229V228H140ZM150 229V228H149ZM152 229V228H151ZM150 229V230H151ZM154 229V228H153ZM152 229V230H153ZM180 229V228H178ZM177 229V230H178ZM218 229V228H217ZM253 230H255L254 228H252ZM258 228H256L257 230ZM18 230V229H17ZM61 230V229H60ZM63 230V229H62ZM61 230V231H62ZM71 230V229H70ZM73 230V229H72ZM112 230V229H111ZM110 230V232H111ZM118 230V229H117ZM144 229H142L143 231ZM148 229H146L147 231ZM159 230V231H160ZM220 230V229H219ZM251 230V229H248ZM55 231V230H52ZM58 231V230H56ZM74 231V230H73ZM84 231H86L84 229ZM89 231V230H88ZM124 233L125 229L122 230ZM140 231V230H139ZM145 231V230H144ZM6 232V231H5ZM11 232V231H10ZM42 232V231H41ZM45 232V231H44ZM51 232V231H50ZM49 232V233H50ZM90 232V231H89ZM106 232V231H105ZM109 232V230L107 231V233ZM138 232V231H137ZM136 232V233H137ZM153 232V236H154V230L151 231V233ZM178 232V231H177ZM182 232V231H181ZM247 232V231H246ZM249 232V231H248ZM247 232V233H248ZM252 232V230H251ZM256 232V231H253ZM260 232V230H259ZM46 233V232H45ZM53 233V232H51ZM50 233V235H51ZM63 234H67L64 233V231L62 232ZM75 233V232H73ZM87 233V232H86ZM92 233V232H91ZM118 233V232H117ZM250 233V232H249ZM10 234V233H9ZM12 234V233H11ZM71 234V233H70ZM77 234V232L75 233ZM111 234H113L112 236H116L115 231L111 232ZM115 234V235H114ZM150 234V231H149ZM157 234V232H156ZM175 234H179L178 233H174ZM254 234V233H253ZM252 234V235H253ZM262 234V233H261ZM55 235V234H54ZM54 235L51 237V239L54 237ZM60 236L62 235L61 232L59 234ZM81 235L82 232H81ZM90 235V234H89ZM88 235V236H89ZM126 235V234H125ZM124 235V237H125ZM130 234H128L127 236H129ZM140 235V234H139ZM138 235V236H139ZM148 235V233H147ZM150 235V236H152ZM243 235V233H242ZM249 234H247L248 236ZM258 235V234H257ZM264 235V234H263ZM46 237V234L44 235ZM86 236V235H84ZM93 236V235H92ZM132 236V235H130ZM157 235H155L154 238H156ZM58 237V236H57ZM69 237V236H68ZM71 237V236H70ZM73 237V236H72ZM76 237V236H74ZM123 237V236H122ZM120 237V238H122ZM136 237V235H135ZM177 237V236H176ZM242 237V236H241ZM259 237V236H258ZM64 238V237H63ZM79 238V236H78ZM92 238V237H91ZM120 238L118 240H120ZM128 238V237H127ZM246 238V237H244ZM50 239V240H51ZM57 241V238H55ZM67 239V238H66ZM64 239V240H66ZM82 239V238H81ZM84 239V237H83ZM153 239V238H152ZM159 239V238H158ZM250 239V238H249ZM248 239V241H249ZM258 239V238H257ZM260 239H262L260 237ZM44 240V239H43ZM49 237L46 239V242H48ZM61 240V238H60ZM63 240V241H64ZM73 240V238H72ZM75 240V239H74ZM157 240V238L155 239ZM159 240V242L161 241ZM242 240V239H241ZM59 241V239H58ZM57 241V243H58ZM70 241V240H69ZM83 242L81 243L79 241V243L83 244L86 243L84 242V240H82ZM158 241V240H157ZM179 241V240H178ZM252 241V240H251ZM45 242V241H44ZM52 244L53 239L51 240ZM49 242V243H51ZM61 243H64L62 241H60ZM66 242V241H65ZM170 242V240H169ZM244 242V241H243ZM56 243V242H55ZM60 243V245H61ZM73 243H75V241H73ZM76 243H78L77 239H76ZM179 243V242H178ZM9 244V245H8ZM41 244V243H40ZM59 244V243H58ZM89 243L87 242V245ZM230 244V247H231ZM56 245V244H55ZM59 245V246H60ZM63 245V244H62ZM72 245L73 244H69ZM68 245V247H69ZM76 245V244H75ZM74 245V246H75ZM80 245V244H79ZM85 245V244H84ZM172 245V244H171ZM240 245V243H239ZM65 246V245H64ZM63 246V247H64ZM235 246V245H233ZM238 245L236 244V250H237ZM240 247V246H239ZM53 248V247H52ZM62 248V247H61ZM235 248H233L235 250ZM39 249V248H38ZM43 251H45L47 249V244H43ZM57 250L60 248H56ZM70 249V248H69ZM74 249V248H73ZM80 249V248H79ZM56 250V251H57ZM65 249L63 248L62 251H64ZM166 250V249H165ZM8 251H10V253H8ZM42 251V252H43ZM73 251V250H71ZM171 251V249H170ZM3 253V251H1ZM50 252V251H49ZM65 252V251H64ZM70 252V251H69ZM76 252V251H75ZM236 252V251H235ZM38 253V252H37ZM55 253V252H54ZM53 253V254H54ZM58 253V251H57ZM56 253V254H57ZM68 251L66 252L67 255ZM18 254V255H19ZM42 254V253H41ZM54 254V255H56ZM70 254V253H68ZM79 254V252H78ZM180 252H177L176 255L179 256ZM16 255V254H15ZM40 255V253L38 254ZM43 255V254H42ZM46 255V254H45ZM52 255V254H50ZM62 255H64L65 258V254L62 253ZM17 256V255H16ZM35 256V255H34ZM69 257V255H67ZM66 256V259H67ZM113 256V255H112ZM194 256V255H193ZM8 257V256H7ZM33 257V256H32ZM38 257V256H37ZM43 257V256H42ZM45 257V256H44ZM48 257V255H47ZM51 256H49L50 258ZM1 258V257H0ZM12 258V257H11ZM15 258V257H14ZM35 258V257H33ZM71 258V255H70ZM69 258V259H70ZM177 258V257H176ZM196 258V257H194ZM6 259V258H5ZM36 259V258H35ZM34 259V260H35ZM48 258L45 257L44 260H46ZM56 259V258H55ZM65 259V260H66ZM68 259V260H69ZM112 259V257H111ZM117 258H115L116 261ZM13 260V258H12ZM54 260V259H53ZM57 260V259H56ZM8 261V260H7ZM24 261V260H23ZM49 261V260H48ZM50 261H52V259H50ZM49 261V263H50ZM55 261V260H54ZM18 264H20V262L15 261ZM27 262V261H26ZM6 263V262H5ZM24 263V262H23ZM35 262L32 261V264H34ZM46 263V262H45ZM48 263V264H49ZM2 264V263H1ZM6 264H12L11 262H7ZM39 264V263H38ZM54 264V263H53ZM56 264V261H55ZM189 264H194V263H189Z\"/></svg>", "mask_w": 264, "mask_h": 264}]
</instances>
